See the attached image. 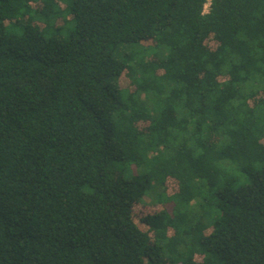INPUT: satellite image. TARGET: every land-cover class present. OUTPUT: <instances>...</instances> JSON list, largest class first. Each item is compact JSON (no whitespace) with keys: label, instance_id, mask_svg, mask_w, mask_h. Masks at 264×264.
Returning a JSON list of instances; mask_svg holds the SVG:
<instances>
[{"label":"trees","instance_id":"trees-1","mask_svg":"<svg viewBox=\"0 0 264 264\" xmlns=\"http://www.w3.org/2000/svg\"><path fill=\"white\" fill-rule=\"evenodd\" d=\"M204 1L0 0V264H264V0Z\"/></svg>","mask_w":264,"mask_h":264},{"label":"rangeland","instance_id":"rangeland-1","mask_svg":"<svg viewBox=\"0 0 264 264\" xmlns=\"http://www.w3.org/2000/svg\"><path fill=\"white\" fill-rule=\"evenodd\" d=\"M158 209L156 202H153V197L148 194L139 203L133 207V213L136 217H142L147 214L154 213Z\"/></svg>","mask_w":264,"mask_h":264},{"label":"built area","instance_id":"built-area-1","mask_svg":"<svg viewBox=\"0 0 264 264\" xmlns=\"http://www.w3.org/2000/svg\"><path fill=\"white\" fill-rule=\"evenodd\" d=\"M210 1L211 0H205L203 3V8H202V12H207L209 9V5H210Z\"/></svg>","mask_w":264,"mask_h":264}]
</instances>
